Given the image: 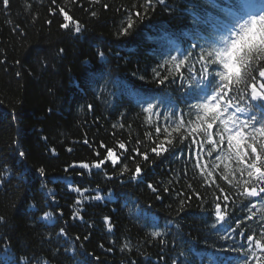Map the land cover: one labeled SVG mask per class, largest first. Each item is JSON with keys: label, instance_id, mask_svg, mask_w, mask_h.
Returning a JSON list of instances; mask_svg holds the SVG:
<instances>
[{"label": "trees", "instance_id": "1", "mask_svg": "<svg viewBox=\"0 0 264 264\" xmlns=\"http://www.w3.org/2000/svg\"><path fill=\"white\" fill-rule=\"evenodd\" d=\"M217 2L226 7L234 0ZM59 7L80 22L79 34L71 24L60 27ZM136 11L134 29L120 35ZM219 15L208 0H153L150 9L144 0H9L7 7L0 0V264L250 259L246 237L264 232V200L244 197L220 178L227 161H217L215 184L206 181L190 151L199 150L192 139L203 142L198 134L185 132L181 142L173 132L169 152L150 151L153 141L164 140V128L193 118L189 73L180 80L171 56L191 51L188 65L194 64L199 48L192 45L210 41L218 27L210 18ZM141 96H166L171 104H159V116L149 120ZM107 148L120 158L115 166H78L99 162ZM134 149L147 151L149 160ZM137 164L142 172L133 180ZM218 203L224 221L216 219Z\"/></svg>", "mask_w": 264, "mask_h": 264}, {"label": "snow or ice", "instance_id": "2", "mask_svg": "<svg viewBox=\"0 0 264 264\" xmlns=\"http://www.w3.org/2000/svg\"><path fill=\"white\" fill-rule=\"evenodd\" d=\"M2 2L5 7L9 4V0ZM91 2L100 3V0ZM158 2L164 4L165 0ZM208 2L220 14L210 18L218 24L214 35L206 44L192 45L193 49L199 48V51L196 53L195 63L191 66L188 65V60L193 55L191 51L184 53L181 59L171 56L168 62L173 65V70L180 80L185 79V71L189 73L187 88L191 91L188 95L196 102L189 103L191 111L188 115L193 118L185 121L181 116L171 131L164 128V140L153 141L154 146L150 151L156 156L169 152L170 148L174 147L173 132L179 134L181 142L188 136L198 134L203 142L192 139L191 145L198 146L199 150L193 148L190 151L194 156V166L200 170V175L206 181L212 178L211 184H215L214 173L220 167L217 161H227L220 178L228 181L233 187H241L240 195L264 200V0H234L233 4L226 7H221L217 0ZM52 3L55 4L56 0H52ZM152 4L153 0H144L145 7L150 9ZM58 11L63 16L60 27L67 30L71 24L72 30L79 34L82 30L80 22L63 7H59ZM140 16L139 11L128 15L120 35H130V30L134 29ZM99 55L103 57L104 53ZM196 64L200 66L198 70ZM156 76L159 77L160 74L157 72ZM167 79L166 75L159 79V83L163 85ZM138 102L146 105L143 112L148 114L149 120L153 116H159L155 111L159 104H171L170 98L166 96H141ZM161 131L160 127L155 128L157 140ZM185 132L188 136H185ZM84 143L88 144V141L85 139ZM100 146L105 147L103 144ZM118 148L126 150L123 142L118 144ZM134 151L136 156L144 161L149 160L147 151ZM19 155L23 157L25 153L21 151ZM205 157L212 159L204 162ZM119 159L113 148H107L106 156L99 162L91 165L82 162L78 166L82 169H100L106 161H111L115 166ZM67 170L66 168L65 171ZM38 171L42 176L45 173L44 168H39ZM141 172L142 169L137 164L132 179L140 177ZM148 187L154 192L157 190L152 184ZM76 191L80 192V189ZM94 198L101 199L99 195ZM223 200H228V196L224 195ZM251 208H256V205L252 204ZM215 215L218 221H224L226 218V210L222 211L219 203L215 206ZM45 218H48L47 215ZM2 219L0 217V220ZM249 219L252 217L249 216ZM153 235L160 236L161 233L154 232ZM246 239L248 248L245 255L250 259H245L243 264H251L252 259L255 264H264V232L260 233V238L253 234L248 235Z\"/></svg>", "mask_w": 264, "mask_h": 264}]
</instances>
